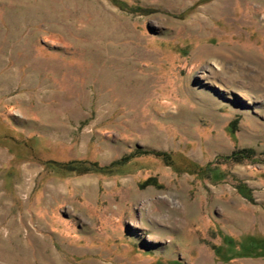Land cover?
Here are the masks:
<instances>
[{"label":"rangeland","instance_id":"obj_1","mask_svg":"<svg viewBox=\"0 0 264 264\" xmlns=\"http://www.w3.org/2000/svg\"><path fill=\"white\" fill-rule=\"evenodd\" d=\"M0 264H264V0H0Z\"/></svg>","mask_w":264,"mask_h":264},{"label":"bare ground","instance_id":"obj_2","mask_svg":"<svg viewBox=\"0 0 264 264\" xmlns=\"http://www.w3.org/2000/svg\"><path fill=\"white\" fill-rule=\"evenodd\" d=\"M205 53L208 54V55H210L214 59H218V58H221L223 56H229V53H233V50L227 51V50H224L223 48L218 47V48L206 50ZM233 54H235V53H233ZM248 57L252 58V55H248ZM241 69L242 70L239 69L238 71H235L236 73L233 74L232 76L233 77L234 76L235 77H239V76H242V75L246 76V74L248 75V69H247V71L244 70L243 68H241ZM227 71H229V70L224 69L223 66L219 67V72L220 73L224 74V73H227ZM261 75L251 74V77H253L255 80H259V79H262V76Z\"/></svg>","mask_w":264,"mask_h":264},{"label":"trees","instance_id":"obj_3","mask_svg":"<svg viewBox=\"0 0 264 264\" xmlns=\"http://www.w3.org/2000/svg\"><path fill=\"white\" fill-rule=\"evenodd\" d=\"M236 156H237V154H235L234 156H231V157H229V158H230V159L233 158V157L236 158ZM76 165H77L76 168H78L79 166H85V165H83V164H81V163L76 164ZM249 198L251 199V197H249Z\"/></svg>","mask_w":264,"mask_h":264}]
</instances>
